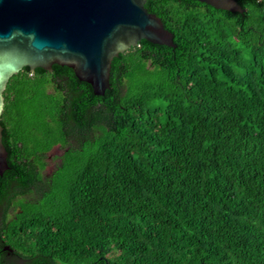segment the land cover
<instances>
[{"label":"trees","instance_id":"1","mask_svg":"<svg viewBox=\"0 0 264 264\" xmlns=\"http://www.w3.org/2000/svg\"><path fill=\"white\" fill-rule=\"evenodd\" d=\"M236 1L147 0L175 48L115 58L104 97L57 65L10 79L0 264H264V0Z\"/></svg>","mask_w":264,"mask_h":264},{"label":"water","instance_id":"2","mask_svg":"<svg viewBox=\"0 0 264 264\" xmlns=\"http://www.w3.org/2000/svg\"><path fill=\"white\" fill-rule=\"evenodd\" d=\"M243 13L236 0H195ZM147 0H0V122L10 79L29 68L71 69L94 96L111 89L112 62L141 41L175 48L173 34ZM0 123V177L8 170Z\"/></svg>","mask_w":264,"mask_h":264},{"label":"flooded vegetation","instance_id":"3","mask_svg":"<svg viewBox=\"0 0 264 264\" xmlns=\"http://www.w3.org/2000/svg\"><path fill=\"white\" fill-rule=\"evenodd\" d=\"M25 69V68H24ZM28 70L31 72V74H36L37 73V70L38 69H36L34 72H32L29 68H28ZM47 72V71H46ZM48 73H50V72H48ZM2 120V119H1ZM1 123V122H0ZM3 128V127H2ZM3 134V133H2ZM2 142H3V137H2ZM7 142H8V140H7ZM18 146L19 147H21L22 145L19 143L18 144ZM55 149H57L59 152H61V154L60 155H54V157L52 158L50 155H51V153L55 150ZM63 155V151L61 150V148L59 147V146H55L53 149H52V151L50 152H47L46 153V158H45V162L47 163V165L45 166V169L41 172V174H42V177H41V179L40 180H38V181H36V183H38V185H42L43 184V182L45 181V180H47V179H49V177H50V175H52V173L55 171V169H56V165H57V163L59 162V158L61 157ZM51 161H56V163H54V165H52V166H50V162ZM5 205H7V203H5ZM10 215H12L13 213H12V211H10V212H8ZM6 249H8V248H4V251L6 250Z\"/></svg>","mask_w":264,"mask_h":264},{"label":"rangeland","instance_id":"4","mask_svg":"<svg viewBox=\"0 0 264 264\" xmlns=\"http://www.w3.org/2000/svg\"><path fill=\"white\" fill-rule=\"evenodd\" d=\"M61 154V152H59L57 149H55L52 153H51V157L53 158L54 157V155H60ZM54 163H56V161L54 162V161H51L50 162V166H52V165H54Z\"/></svg>","mask_w":264,"mask_h":264}]
</instances>
